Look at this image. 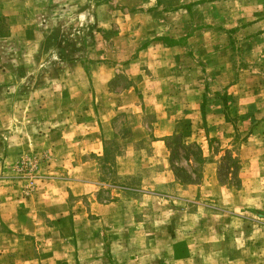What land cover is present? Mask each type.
Returning <instances> with one entry per match:
<instances>
[{
	"label": "rangeland",
	"instance_id": "rangeland-1",
	"mask_svg": "<svg viewBox=\"0 0 264 264\" xmlns=\"http://www.w3.org/2000/svg\"><path fill=\"white\" fill-rule=\"evenodd\" d=\"M0 163V264H264V0H0Z\"/></svg>",
	"mask_w": 264,
	"mask_h": 264
},
{
	"label": "crops",
	"instance_id": "crops-1",
	"mask_svg": "<svg viewBox=\"0 0 264 264\" xmlns=\"http://www.w3.org/2000/svg\"><path fill=\"white\" fill-rule=\"evenodd\" d=\"M168 134H170V133H168ZM24 144H25V146H23V151L26 150V146H27L26 141ZM151 146L154 148L153 151H154L155 155H158L160 153L161 154L163 153V155H164V153H165V155L167 156V147L165 144V138H163L161 136L153 138L151 140ZM7 147L10 149V147H15V145H7ZM16 149L18 150L17 147H16ZM20 150H22L21 147H20ZM140 150H143V149H140ZM170 180L174 181L175 179L173 177H171ZM180 186H182L181 189L184 190V189H186V186L189 187L190 184H186V185L180 184ZM128 190L136 191V192L140 191V190H137L135 188H131V187L128 188V187L123 186V192L128 191ZM14 192H16V189H14ZM147 193H150V192H147ZM152 194H154V192H152ZM7 198L9 199V202L7 201V204L6 203L1 204L2 200L4 201V198L0 197V215H1L2 219L4 220L5 224L7 225V228L11 231L9 233H15V232L24 233V234L29 233L31 227L34 224L35 219L33 217H35L34 214H36V212L33 213L27 207L28 206L27 204H26L27 206L25 209H20V210L14 209V208L10 209V207H11L10 203L12 202L11 198H13L12 192H9V196ZM40 198L41 197H38V202H42V200H40ZM12 206L14 207L15 205H12ZM44 212H45V215L49 216V217L59 216V217L65 218L67 216L66 212L62 209L55 210V214L48 213L47 210ZM80 213H81V211H80ZM74 215H76V214H74Z\"/></svg>",
	"mask_w": 264,
	"mask_h": 264
},
{
	"label": "trees",
	"instance_id": "trees-1",
	"mask_svg": "<svg viewBox=\"0 0 264 264\" xmlns=\"http://www.w3.org/2000/svg\"><path fill=\"white\" fill-rule=\"evenodd\" d=\"M165 138L166 147H168L171 157L178 154L177 148L181 147L185 154L184 156L189 160H193L198 164L204 161V156L202 152V148L197 143H186L180 134H172L170 137ZM168 140V141H167ZM230 158V157H229ZM174 175L177 179L179 178L178 169L170 162ZM185 172V175L182 176L183 178L180 179L182 184L194 183L197 177L196 166L190 165V170L187 172L185 169H181V171ZM194 176V177H192Z\"/></svg>",
	"mask_w": 264,
	"mask_h": 264
}]
</instances>
